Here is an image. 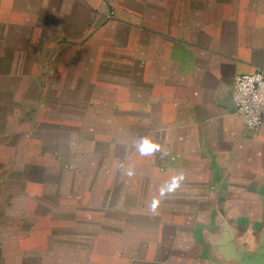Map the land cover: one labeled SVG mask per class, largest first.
Instances as JSON below:
<instances>
[{
  "label": "crops",
  "instance_id": "obj_1",
  "mask_svg": "<svg viewBox=\"0 0 264 264\" xmlns=\"http://www.w3.org/2000/svg\"><path fill=\"white\" fill-rule=\"evenodd\" d=\"M106 1L0 0V264H200L204 226L264 224V121L232 98L264 0Z\"/></svg>",
  "mask_w": 264,
  "mask_h": 264
},
{
  "label": "rangeland",
  "instance_id": "obj_2",
  "mask_svg": "<svg viewBox=\"0 0 264 264\" xmlns=\"http://www.w3.org/2000/svg\"><path fill=\"white\" fill-rule=\"evenodd\" d=\"M104 2L110 4L109 1L104 0ZM109 7H111V12H109V16L107 17L99 16L98 18H100V21L98 22H95V20L94 21L91 20L92 14L95 16V18L97 16L95 12H90V17L88 19L86 18V21L83 27V41L90 40L92 35L98 29L105 27L106 24H108L109 22L116 21V19H121L119 16H117V12H114L115 9H113L112 6L110 5ZM56 152L60 153V154L54 155V158L56 160L59 159L60 157L68 159L72 155L71 151H68L65 154L64 153L61 154L59 150H56ZM36 173H39V172H36ZM8 179L9 177H3V178H0V181L3 182V185H6L8 182L7 181ZM221 220L222 222L220 224H214L209 227L204 226L198 235V238H199V239L197 238L198 244L201 245L202 248H204V251L202 250L203 252L200 254V258H197V260L200 261V264H226L223 258L219 256V254L217 253V250H216L217 246L214 244L215 241L219 239L220 236L223 235V232L224 230H226V227H229L230 231L235 234L236 237L234 240L236 241L238 245L246 246L245 243H247L248 245V242L250 241L251 236H252L253 239H256L254 244H256L257 246V239H258L259 233L261 232V229H263L262 228L264 226L263 224L252 226V230H251V226H248L245 223H238V224L229 223L228 222L229 220H227L226 218H222ZM225 221L227 222L223 223ZM196 234H198V232H196ZM172 245H174V242H172ZM194 252L196 255L198 253V249L195 248ZM164 264H177L176 258L172 256L171 260L168 263L165 262Z\"/></svg>",
  "mask_w": 264,
  "mask_h": 264
},
{
  "label": "built area",
  "instance_id": "obj_3",
  "mask_svg": "<svg viewBox=\"0 0 264 264\" xmlns=\"http://www.w3.org/2000/svg\"><path fill=\"white\" fill-rule=\"evenodd\" d=\"M232 98L243 127L258 132L264 121V70L236 76Z\"/></svg>",
  "mask_w": 264,
  "mask_h": 264
},
{
  "label": "water",
  "instance_id": "obj_4",
  "mask_svg": "<svg viewBox=\"0 0 264 264\" xmlns=\"http://www.w3.org/2000/svg\"><path fill=\"white\" fill-rule=\"evenodd\" d=\"M262 228L257 239V246L250 248L238 245L234 240L235 234L226 227L223 235L214 243L217 246V253L226 264H264V226Z\"/></svg>",
  "mask_w": 264,
  "mask_h": 264
},
{
  "label": "clouds",
  "instance_id": "obj_5",
  "mask_svg": "<svg viewBox=\"0 0 264 264\" xmlns=\"http://www.w3.org/2000/svg\"><path fill=\"white\" fill-rule=\"evenodd\" d=\"M159 148L158 145L153 144L152 142H150L149 140L145 139L144 141H142L141 145H140V151L142 154H147L153 150H157ZM178 186L177 181L174 179L172 184L169 187V190H173L175 187ZM164 189H161V194H163Z\"/></svg>",
  "mask_w": 264,
  "mask_h": 264
}]
</instances>
